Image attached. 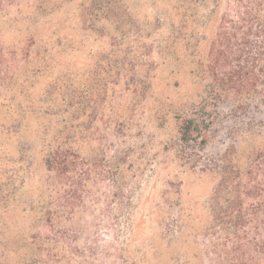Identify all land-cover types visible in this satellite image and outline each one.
I'll return each instance as SVG.
<instances>
[{
	"label": "rangeland",
	"instance_id": "1",
	"mask_svg": "<svg viewBox=\"0 0 264 264\" xmlns=\"http://www.w3.org/2000/svg\"><path fill=\"white\" fill-rule=\"evenodd\" d=\"M224 8L0 0V264H33L55 234L69 264L229 262L212 254L217 177L182 159L179 132L206 97ZM209 107L202 155L233 146L245 167L264 152V94L246 114ZM57 150L63 174L46 165Z\"/></svg>",
	"mask_w": 264,
	"mask_h": 264
},
{
	"label": "trees",
	"instance_id": "2",
	"mask_svg": "<svg viewBox=\"0 0 264 264\" xmlns=\"http://www.w3.org/2000/svg\"><path fill=\"white\" fill-rule=\"evenodd\" d=\"M218 1H225V8L206 60L210 83L203 103L180 117V152L192 167L217 177L210 198L212 254L223 255L227 264H264V152L255 153L245 167L235 161L233 146L220 155L200 153L214 124L209 106L230 103L246 114L251 103L263 97L264 0ZM67 162L66 153L59 150L46 157L48 168L61 174ZM46 240L35 245L38 259L33 264H69L62 236Z\"/></svg>",
	"mask_w": 264,
	"mask_h": 264
}]
</instances>
